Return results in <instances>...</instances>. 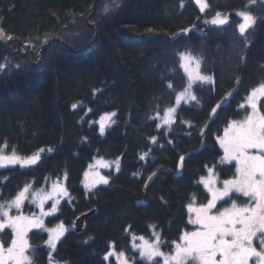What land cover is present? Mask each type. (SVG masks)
Instances as JSON below:
<instances>
[{
	"label": "trees",
	"instance_id": "16d2710c",
	"mask_svg": "<svg viewBox=\"0 0 264 264\" xmlns=\"http://www.w3.org/2000/svg\"><path fill=\"white\" fill-rule=\"evenodd\" d=\"M205 2L201 12L196 0H0V147L39 155L34 165L0 168V205L26 185L20 210L28 214L39 211L33 192L60 183L68 193L43 218L46 229H66L55 250L47 231L28 232L32 264H120V252L146 264L134 236L158 235L161 250L174 251L196 228L188 205L210 199L201 183L209 169L221 180L235 176L218 138L250 113L246 97L264 83V0ZM240 12L256 21L244 35ZM217 13L228 23L211 24ZM181 54L198 58L211 80L195 81L179 102L189 89ZM111 113L101 134L100 118ZM99 158L119 168L88 188L84 174ZM225 200L215 210L249 198ZM93 209L77 230V217ZM0 239L8 245L11 228Z\"/></svg>",
	"mask_w": 264,
	"mask_h": 264
},
{
	"label": "snow or ice",
	"instance_id": "6c2138e0",
	"mask_svg": "<svg viewBox=\"0 0 264 264\" xmlns=\"http://www.w3.org/2000/svg\"><path fill=\"white\" fill-rule=\"evenodd\" d=\"M201 5V12L208 7L205 0H197ZM105 6L104 11L108 12ZM238 16L242 17L243 22L239 24V32L244 35L245 32L253 27L256 23L255 18L248 12H240ZM228 18H221L220 13L216 14L211 20L213 25H225ZM181 59L188 61L187 64L182 63L185 73L189 79V89L195 81L208 82L210 77L200 75V61L190 54H181ZM194 62L195 69L190 68V64ZM4 68L0 65V71ZM171 88V84H169ZM183 95V94H181ZM192 100L197 98L193 95ZM264 99V83L251 90L246 97L247 107L251 112L245 116L243 120L231 121L224 130V136L218 138V142L224 151L221 163L235 161V179H225L222 181V188H214L217 182V174L209 169V178H202L201 183L205 185L211 198L207 204L199 207L194 204L188 205L189 213H194L195 217L190 215L189 223L196 225L195 230L184 232L180 237L182 243H175L174 254L166 255L159 249L160 238L156 235V241L149 242L143 236L133 237V249L139 251V256L146 264H157L155 258L162 257L163 264H249L250 260H255V264H264V112L261 111V100ZM76 105H73L75 108ZM245 107V105H241ZM215 111V110H213ZM174 108H169L165 114L164 123L171 124L169 114L174 113ZM115 113L105 114L100 118V133L103 134L105 126H110L109 121ZM159 127V125H158ZM155 142V138H153ZM7 145L0 147V168L19 164L21 167L34 165L39 160V155L32 157H21L17 155L13 149L10 155L5 154ZM252 150H255L254 152ZM43 151V149L41 150ZM51 151V149H49ZM144 157L142 156L141 159ZM183 159V158H181ZM96 165L102 168H108L111 165L102 158L96 161ZM117 169L119 162H116ZM90 167H92L90 165ZM87 176V173H85ZM97 183L107 184L106 177L99 175ZM30 185H26L19 192L15 200L8 205H0V210L5 207H15L17 210L21 208L22 202L27 198ZM59 189L63 196H67V190L60 187L58 183H54L51 193L35 192L32 194L33 203H37L41 209V215L25 216L23 214L17 216H9L8 211H0V216L5 219L0 220V232L5 228H11L12 239L11 244L7 248L4 243L0 242V264H32L30 256L26 255L29 249V241L27 239L28 232L35 228L47 231L49 238L47 244L52 250L56 249L57 242L63 236L66 229L63 224L58 228L46 229L44 227V216L52 215L57 211L59 200H55L52 204L51 212L44 211V204L47 200L53 199ZM233 193L242 194L249 198V202L243 206H238L233 200L230 207L217 209L219 201H225V198L231 199ZM139 239L140 244H136L135 240ZM254 240L258 242L254 244ZM109 253L108 255H112ZM108 259V256H105ZM120 264H129L128 257L124 252L118 254Z\"/></svg>",
	"mask_w": 264,
	"mask_h": 264
},
{
	"label": "rangeland",
	"instance_id": "374dc122",
	"mask_svg": "<svg viewBox=\"0 0 264 264\" xmlns=\"http://www.w3.org/2000/svg\"><path fill=\"white\" fill-rule=\"evenodd\" d=\"M197 1V0H196ZM200 5V4H199ZM201 6V5H200ZM4 38H6L5 36H4V34L2 33V31L0 30V39H4ZM185 55H188V54H185ZM191 57H194V56H192L191 55ZM196 58V57H195ZM197 60H199L198 58H196ZM183 63H185V64H187L188 63V61H182ZM195 67H196V65H195V63L194 62H192L191 64H190V68L191 69H195ZM199 73H200V75H203L202 74V72H201V67H199ZM188 84H189V79H188ZM193 84V83H192ZM181 94H183V95H181ZM189 96H190V89H188V90H186V91H184V92H181L180 94H179V96H178V101L180 102V101H182V100H187L188 98H189ZM262 111V110H261ZM251 112V111H250ZM262 112H264V111H262ZM172 113L171 114H169V119H171L172 120ZM245 118V117H244ZM243 118V119H244ZM243 119H241V120H243ZM238 121H240V120H238ZM110 122V121H109ZM228 127V126H227ZM223 136H224V134H223ZM222 136V137H223ZM221 137V138H222ZM253 152L255 151V150H252ZM5 154H8V155H10L11 153H5ZM17 155H19V156H21V157H24V158H27V157H32V156H35V155H31V156H23V155H20V154H17ZM99 159H101V158H99ZM99 159H97V160H99ZM105 162H108L111 166L110 167H113V166H115L116 165V162L115 161H111V160H107V159H104V158H102ZM96 160V161H97ZM96 161H94L92 164H91V166L92 167H90L89 166V168L86 170V172L85 173H87V176L84 174V180H83V182H84V184L88 187V188H92V187H94V186H96V185H98V184H101V183H97L96 181L98 180V176L96 175V173L97 172H99V175H101V176H104V177H106L107 178V176L105 175V173H104V170H106V169H109L110 167H108V168H102V167H99V166H97L96 165ZM232 162H235V161H232ZM207 178H209V176L207 177ZM226 179H235V176L234 177H230V178H226ZM223 180H225V179H223ZM223 180H221V179H219V178H217V182L215 183V185H213V187L214 188H222L223 187V184H222V181ZM59 185H60V187H62L63 189H65V187H64V185L63 184H60V183H58ZM52 186L53 185H51L50 187H48V188H43V189H41V190H38L39 192H42V193H51L52 192ZM38 191H35V192H38ZM35 192H33V193H35ZM27 196H28V194H27ZM61 196H62V194L60 193V191H59V189L57 190V193L54 195V197H53V199H49V200H47L46 202H45V204H44V211L45 212H50V210H48L47 208H46V206H47V203H48V201H51L52 202V204L55 202V200H59L60 198H61ZM210 198H211V196H210ZM32 199H33V197H32ZM25 201V200H24ZM24 201L22 202V205H23V203H24ZM12 202V201H11ZM249 202V200L247 201V202H245V203H237V205L238 206H243L244 204H246V203H248ZM10 203V202H9ZM37 204V203H36ZM205 204H207V203H205ZM5 205H8V204H5ZM22 205H21V207H22ZM37 206H38V204H37ZM196 207H199L200 205H195ZM231 206V205H230ZM230 206H228V207H230ZM39 207V206H38ZM225 208H227V207H225ZM21 209V208H20ZM17 210L15 207H11V208H8V207H5L4 209H2V210H0V211H8V213H9V216H17V215H21V214H23V215H25V216H31V215H33V214H35L36 216H40L41 215V209H40V207H39V211L38 212H36V213H32V214H28V213H25V212H23L22 210ZM223 209V208H222ZM214 212L215 211H217V210H213ZM193 214V218L195 217V214L194 213H192ZM44 218V217H43ZM2 219H5L4 217H2V216H0V220H2ZM197 227V226H196ZM193 230H195V229H193ZM193 230H189V231H187V232H190V231H193ZM1 233V232H0ZM146 240H148L149 242H155L156 241V238L154 239V240H149V239H147V238H145ZM0 242H3L1 239H0ZM141 243V241L139 240V239H137L136 240V244H140ZM182 243V242H181ZM10 244H11V240H10V242H9V244L8 245H5L4 244V247L5 248H7L8 246H10ZM254 244H256L257 245V248H258V250H259V246H258V242L256 241V240H254ZM159 249H160V251L161 252H163V253H165L166 255H171V254H174V251H172V252H164V251H162L161 250V248H160V245H159ZM26 255H28V250H27V252H26ZM157 258V257H156ZM155 258V259H156ZM130 263V262H129ZM158 264H163V258L161 257V260H160V262L158 263ZM249 264H255V260H254V258H253V260H250V262H249Z\"/></svg>",
	"mask_w": 264,
	"mask_h": 264
},
{
	"label": "water",
	"instance_id": "95a60500",
	"mask_svg": "<svg viewBox=\"0 0 264 264\" xmlns=\"http://www.w3.org/2000/svg\"><path fill=\"white\" fill-rule=\"evenodd\" d=\"M93 212H95V209L82 213L80 216L77 217L76 219V229L77 230H82L85 227V219L91 215Z\"/></svg>",
	"mask_w": 264,
	"mask_h": 264
}]
</instances>
